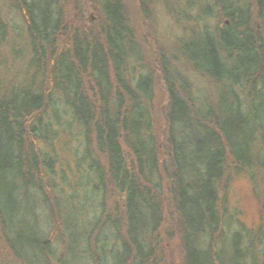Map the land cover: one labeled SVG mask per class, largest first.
I'll return each instance as SVG.
<instances>
[{"label": "trees", "instance_id": "obj_1", "mask_svg": "<svg viewBox=\"0 0 264 264\" xmlns=\"http://www.w3.org/2000/svg\"><path fill=\"white\" fill-rule=\"evenodd\" d=\"M136 2L181 30L154 64L124 0H0L4 248L18 264H264V0ZM1 3L24 26L13 80ZM230 173L256 227L228 213Z\"/></svg>", "mask_w": 264, "mask_h": 264}, {"label": "rangeland", "instance_id": "obj_2", "mask_svg": "<svg viewBox=\"0 0 264 264\" xmlns=\"http://www.w3.org/2000/svg\"><path fill=\"white\" fill-rule=\"evenodd\" d=\"M124 2L130 22L135 29L137 39L143 48L145 57L149 64H154L157 59V43L160 46H163L166 50H170L176 36L181 34V30L178 26L173 24L171 19L166 15L162 6L157 3L152 6L153 8L151 9V17L145 20L143 15L139 12L136 0H124ZM3 3H1V15L8 22L9 27L7 39L2 46V55L7 62L6 64L12 68L11 79L13 80L16 78L17 71L22 67H25V45L23 46V42H25V33L23 23L18 17V14L12 9L7 8L6 4ZM87 13L91 20L95 19L96 13L91 10ZM12 44H16V46L14 45L15 52L13 58L10 54ZM18 80L20 81L22 78ZM165 100L166 96L164 93V88L162 87L161 83H158L154 100L156 113L160 112L161 105L165 102ZM157 121L158 125L162 127L163 122L161 121L160 116H157ZM58 146L61 145L59 144L57 147ZM68 155L69 152L61 149V157L64 158V162L69 160ZM225 191V204L228 213L232 214L234 218L241 221L247 227H256L261 220L260 203L258 199L254 197L251 190V185L247 178L243 175L230 173L228 187ZM166 246L167 248L165 252L167 253L168 257H171V259H174V261L177 262L179 251L176 248V241L169 240ZM0 264H18L17 262H13L8 252L5 250L1 237Z\"/></svg>", "mask_w": 264, "mask_h": 264}]
</instances>
